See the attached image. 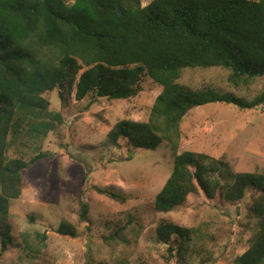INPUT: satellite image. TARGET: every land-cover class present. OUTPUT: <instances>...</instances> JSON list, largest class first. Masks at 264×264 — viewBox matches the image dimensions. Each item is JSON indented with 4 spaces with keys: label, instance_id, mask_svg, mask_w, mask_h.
<instances>
[{
    "label": "trees",
    "instance_id": "16d2710c",
    "mask_svg": "<svg viewBox=\"0 0 264 264\" xmlns=\"http://www.w3.org/2000/svg\"><path fill=\"white\" fill-rule=\"evenodd\" d=\"M221 68L234 87L264 78V0H0V246L38 260L47 233H13L9 206L21 195L23 173L46 159L43 143L59 134L63 115L51 109L46 94L57 91L64 102L73 94L127 101L148 80L160 89L145 121L123 119L106 135V145L126 159L133 150L163 146L172 157L168 180L153 201L154 212L167 214L185 205L189 196L203 195L227 202L256 193L250 215L254 231L250 246L230 264H264V176H227L222 162L203 153H179L180 125L188 112L211 103L254 109L264 93L251 100L211 87L191 90L179 80L186 69ZM133 149V150H132ZM98 195L125 203L108 188ZM89 207L80 199L79 223H89ZM77 238L68 223L54 230ZM114 231L108 239L123 241ZM157 241L184 260L194 228L160 220Z\"/></svg>",
    "mask_w": 264,
    "mask_h": 264
},
{
    "label": "rangeland",
    "instance_id": "374dc122",
    "mask_svg": "<svg viewBox=\"0 0 264 264\" xmlns=\"http://www.w3.org/2000/svg\"><path fill=\"white\" fill-rule=\"evenodd\" d=\"M151 1L140 0L142 6ZM228 73L221 68L186 69L179 82L191 90L211 87L248 101L264 93V78L234 87ZM159 92L145 80L142 91L127 101L77 102L72 94L62 102L57 91L45 95L51 109L63 115L64 125L43 143L50 156L23 173L21 195L9 206V222L18 238L23 232H46V248L31 261L0 246V264H230L248 250L255 223L249 210L257 196L252 188L241 201L207 200L201 194L189 196L173 212L159 214L153 201L170 175V151L163 146L132 149L126 159L125 147L106 145V135L118 121H145ZM180 129L179 153L206 154L222 162L230 178L236 173L264 176V102L251 110L223 103L196 107ZM94 187L114 190L125 203L98 195ZM82 198L89 207L88 224L78 220ZM160 220L196 230L183 261L157 241ZM61 223L74 226L79 236L57 234L54 230ZM123 228V241L118 236L108 239Z\"/></svg>",
    "mask_w": 264,
    "mask_h": 264
}]
</instances>
